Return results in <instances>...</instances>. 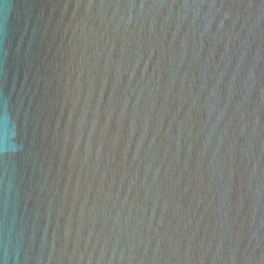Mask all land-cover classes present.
Listing matches in <instances>:
<instances>
[{
  "label": "water",
  "instance_id": "95a60500",
  "mask_svg": "<svg viewBox=\"0 0 264 264\" xmlns=\"http://www.w3.org/2000/svg\"><path fill=\"white\" fill-rule=\"evenodd\" d=\"M0 264H264V0H0Z\"/></svg>",
  "mask_w": 264,
  "mask_h": 264
}]
</instances>
